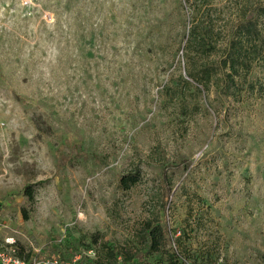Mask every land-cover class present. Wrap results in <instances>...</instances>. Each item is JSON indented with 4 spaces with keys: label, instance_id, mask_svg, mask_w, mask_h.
I'll list each match as a JSON object with an SVG mask.
<instances>
[{
    "label": "rangeland",
    "instance_id": "rangeland-1",
    "mask_svg": "<svg viewBox=\"0 0 264 264\" xmlns=\"http://www.w3.org/2000/svg\"><path fill=\"white\" fill-rule=\"evenodd\" d=\"M263 5L0 0V249L119 259L158 218L186 264H264V50L231 94L195 79Z\"/></svg>",
    "mask_w": 264,
    "mask_h": 264
},
{
    "label": "trees",
    "instance_id": "trees-1",
    "mask_svg": "<svg viewBox=\"0 0 264 264\" xmlns=\"http://www.w3.org/2000/svg\"><path fill=\"white\" fill-rule=\"evenodd\" d=\"M253 11L250 15L247 10H243L240 13L233 35L226 42L224 53L221 57L220 71L215 72L205 66L196 73L197 78L195 79L198 84L206 88L212 85L219 91H224L226 95L231 94L230 88L234 87L235 81L240 76L249 73L254 62L263 59L261 51L264 50V38L258 28L257 18H264V5L258 6ZM190 35L192 36V41L195 44L197 42L199 48H208L209 36L207 34L198 35L194 26ZM135 182L136 178L127 175L122 176L119 181L120 186L124 190L129 189ZM20 194L31 199V188L29 186L23 188ZM139 237L140 246L132 250L122 251L119 259L112 256L109 260L101 261L88 256H81L79 262L81 264H157L150 263L147 257L158 254L160 264H186L179 259L176 253L167 248L163 227L158 218L146 221L142 226ZM55 251H57L55 257L60 261H67L75 254L74 251L69 249ZM29 259L30 256L27 255L25 260Z\"/></svg>",
    "mask_w": 264,
    "mask_h": 264
},
{
    "label": "built area",
    "instance_id": "built-area-1",
    "mask_svg": "<svg viewBox=\"0 0 264 264\" xmlns=\"http://www.w3.org/2000/svg\"><path fill=\"white\" fill-rule=\"evenodd\" d=\"M5 243L8 245L9 250L13 252V250L11 249L13 241L7 242V240H5ZM0 264H81V263L79 262V258L77 257L72 260L60 261L56 258L51 260H41V259L38 260V258H36L35 256H31L29 260H25L18 258L12 255L11 253L0 249Z\"/></svg>",
    "mask_w": 264,
    "mask_h": 264
}]
</instances>
